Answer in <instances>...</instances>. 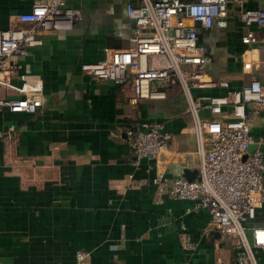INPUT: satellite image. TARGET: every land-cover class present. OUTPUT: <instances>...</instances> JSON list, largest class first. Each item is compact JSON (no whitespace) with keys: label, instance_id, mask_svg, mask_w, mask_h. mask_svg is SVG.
<instances>
[{"label":"crops","instance_id":"1","mask_svg":"<svg viewBox=\"0 0 264 264\" xmlns=\"http://www.w3.org/2000/svg\"><path fill=\"white\" fill-rule=\"evenodd\" d=\"M36 1L0 0V29L15 26L16 16ZM240 1L247 9H264V0ZM127 3L139 6L140 0H67L81 11L72 30L44 36L40 46L7 62L15 70L13 85L40 79L43 92L35 114L0 110V264H74L77 252L86 253L90 264H233L231 244L220 238L206 212H188V201L155 202L148 162L136 164L124 140L133 124L163 123L172 135L159 158L167 176L183 178V170H197L196 138L177 112H187L181 90L131 105L130 84L99 81L81 69L102 59L105 49L130 46ZM229 7L224 27L199 29L198 35L210 57L208 70L233 90L256 74L240 72L245 29L239 6L229 0ZM251 30L264 36V29ZM10 126L15 131L8 137ZM250 134L255 143L248 152L260 142L264 149V114L252 120ZM130 177L147 184L131 185ZM255 223L264 225V207Z\"/></svg>","mask_w":264,"mask_h":264},{"label":"built area","instance_id":"2","mask_svg":"<svg viewBox=\"0 0 264 264\" xmlns=\"http://www.w3.org/2000/svg\"><path fill=\"white\" fill-rule=\"evenodd\" d=\"M233 3L239 6L238 18L245 29L240 37L244 47L240 72L256 74L237 89L212 76L209 54L198 35L199 29L224 27V20L232 13L229 0H140L139 6L127 3L125 14L133 23L130 46L105 49L102 59L85 63L81 69L99 81L130 84L131 105L165 99L166 91L174 87L181 90L192 117L190 130L196 138L197 177L187 181L167 176L159 158L169 149L172 135L163 123L148 121L127 127L124 140L130 154L136 164L148 162L157 204L165 199L191 202L192 209L187 211L206 212L220 238L231 244L233 264H264V225L255 223L264 207L261 142L248 152L255 143L251 122L264 114V36L258 37L251 30L253 26L264 29V9H247L240 0ZM80 19L81 11L68 7L67 0H37L29 12L16 16L15 26L0 29V92H5L0 96V109L35 114L42 107V81L13 85L10 73L15 70L7 62L40 46L44 36L71 31ZM217 89L226 92L194 94ZM14 131L10 126L5 133L9 137ZM3 137L0 132V141ZM130 178L131 185L147 184ZM186 244L192 246L190 240ZM74 264H90L89 256L77 252Z\"/></svg>","mask_w":264,"mask_h":264},{"label":"water","instance_id":"3","mask_svg":"<svg viewBox=\"0 0 264 264\" xmlns=\"http://www.w3.org/2000/svg\"><path fill=\"white\" fill-rule=\"evenodd\" d=\"M196 26L199 27L200 24L196 23ZM198 175L197 170L195 171H189V170H183V178L186 179L187 181H192L194 180Z\"/></svg>","mask_w":264,"mask_h":264},{"label":"rangeland","instance_id":"4","mask_svg":"<svg viewBox=\"0 0 264 264\" xmlns=\"http://www.w3.org/2000/svg\"><path fill=\"white\" fill-rule=\"evenodd\" d=\"M1 110V109H0ZM183 109H179L177 112L182 114L183 120H185L186 123H189V125H192V117L185 111V114L183 113ZM247 237L250 240L251 239V232H247Z\"/></svg>","mask_w":264,"mask_h":264}]
</instances>
